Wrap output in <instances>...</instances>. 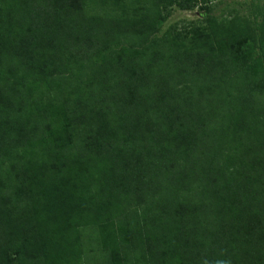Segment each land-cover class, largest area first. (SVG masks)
<instances>
[{"label": "trees", "instance_id": "1", "mask_svg": "<svg viewBox=\"0 0 264 264\" xmlns=\"http://www.w3.org/2000/svg\"><path fill=\"white\" fill-rule=\"evenodd\" d=\"M212 10L0 0V264H264V0Z\"/></svg>", "mask_w": 264, "mask_h": 264}, {"label": "rangeland", "instance_id": "2", "mask_svg": "<svg viewBox=\"0 0 264 264\" xmlns=\"http://www.w3.org/2000/svg\"><path fill=\"white\" fill-rule=\"evenodd\" d=\"M212 5V14L216 17H221L224 14H228L230 11H239L240 15H247L246 18L254 22V13L258 4H261L263 0H206ZM206 17L205 11L196 7L192 10H180L175 9L171 16L166 20L164 28L170 24L178 23V27L186 21H195L200 23V20ZM258 21V18H257ZM205 26V24H204ZM254 26V25H253ZM207 27V25L205 26ZM252 27V26H251ZM257 34V31H254ZM241 39H243L241 41ZM253 42H250V36L248 32L238 39V46L241 52L249 51L252 49ZM239 52V51H238Z\"/></svg>", "mask_w": 264, "mask_h": 264}]
</instances>
